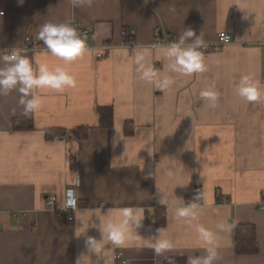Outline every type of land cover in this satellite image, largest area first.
<instances>
[{
  "label": "crops",
  "instance_id": "0c3cea01",
  "mask_svg": "<svg viewBox=\"0 0 264 264\" xmlns=\"http://www.w3.org/2000/svg\"><path fill=\"white\" fill-rule=\"evenodd\" d=\"M32 1L0 0V49L36 39L47 21L90 25L96 43L117 48L125 39L121 31L135 29L140 46L129 49L130 56L158 42L167 45L189 28L205 42L225 31L236 43L204 54L205 71L193 75L163 71L167 62L153 53L161 78L172 80L163 89L141 79L115 48L103 60L89 51L66 65L75 85L36 90L43 98L38 111L23 114L18 91L0 96V264H95L85 236H77V218L131 205L145 210L142 236L166 229L174 249L164 256L175 264L202 254L195 224L215 230L225 221L232 227L219 234L217 264H264V95L250 103L235 91L243 75L264 84V0ZM35 53L50 66L63 64L48 51ZM203 91L216 93V100L202 98ZM102 108L111 109L106 125ZM26 118L33 127H14V120ZM82 128L88 133L78 139ZM57 129L67 133H53ZM68 188L83 205L73 222L57 211ZM163 193L167 206L159 203ZM52 195L56 207L47 204ZM195 197L201 210L190 225L175 211ZM158 209L166 210L163 226L156 225ZM246 223L256 226L257 254L236 253L235 227ZM87 235L100 238L92 227ZM164 256L148 247L120 248L114 264H168Z\"/></svg>",
  "mask_w": 264,
  "mask_h": 264
},
{
  "label": "clouds",
  "instance_id": "9594fccd",
  "mask_svg": "<svg viewBox=\"0 0 264 264\" xmlns=\"http://www.w3.org/2000/svg\"><path fill=\"white\" fill-rule=\"evenodd\" d=\"M23 3V0H19ZM74 5L91 4V0H72ZM2 15V13H0ZM36 39L42 41L49 54L63 61V64L50 66L47 62H41L33 52L17 46L0 52V96H6L12 91H18L19 105L23 108V114L38 111L41 108L43 98L36 94V90L51 89L57 92L75 85V79L67 70L66 65L78 60L90 51L86 34L81 33L71 21L54 23L47 21L39 26ZM202 33L189 28L178 39L167 45H152L151 48H140L131 56L126 47L117 48L118 55L127 58L137 67L141 79L148 83H155L161 89L166 88L172 80L163 75L161 70L155 69L152 61L161 57L167 62L165 72L170 71L181 75H193L205 71L204 54L202 47H206ZM236 94L248 101H259L264 95V84L260 80L249 75H243L235 88ZM201 97L214 102L217 98L212 91H203ZM73 175H78L73 173ZM175 190V189H174ZM173 194L177 200L183 201V197ZM167 193L159 203L167 206ZM198 198V194H197ZM201 205L193 200L176 208L175 215L189 222L198 219ZM95 217V221H93ZM145 210L142 207L131 205L126 207H110L106 210L93 209L86 216L78 217L77 224L79 234L85 236V247L94 254L97 259L95 264H114L115 253L120 248L135 247L141 249L148 247L155 256H164L165 253L174 249V242L166 235L165 228H158L156 234L145 238L139 232L143 227ZM96 228L100 238L87 235L89 228ZM232 225L228 222H220L215 230L202 224H195L194 231L202 249L200 255H189L187 264H217L219 259V234L227 233ZM168 264H175L171 257L164 256ZM78 259L77 264H79Z\"/></svg>",
  "mask_w": 264,
  "mask_h": 264
},
{
  "label": "built area",
  "instance_id": "2783aa9c",
  "mask_svg": "<svg viewBox=\"0 0 264 264\" xmlns=\"http://www.w3.org/2000/svg\"><path fill=\"white\" fill-rule=\"evenodd\" d=\"M0 19L5 14L4 10H0ZM74 26H76L81 33L86 34L88 48L90 51H92L95 54V57L97 60H103L110 56L111 52L118 47L117 44L112 42L107 43H101L98 44L95 42V30L94 27L90 25H84L78 21H72ZM122 36L125 38L121 47H126L128 49L137 48L140 46V44L135 40L136 31L135 29H123L121 31ZM156 36H159V32L156 31ZM236 43L234 41V37L231 33L222 31L218 35V39L213 42H205L207 45L206 47H202L201 51L203 54L207 53H214L219 52L222 50L223 47ZM162 42H158L156 45H162ZM259 44L262 47L263 55H264V35L263 39L259 42ZM154 45V44H152ZM21 48H26L29 50V53L36 52V51H43L47 52L48 50L44 46L42 41L36 40L30 36H27L25 38V43L20 46ZM10 48L7 49H0V52L7 51ZM57 198L55 196H49L47 198V204L51 207H56ZM103 206V204H102ZM83 208V205L81 201L79 200L75 190L73 188H68L66 190V193L63 197L62 205L61 207H57V211L59 213L60 218H63L66 220V222H73L76 214ZM122 253L117 254V258H121Z\"/></svg>",
  "mask_w": 264,
  "mask_h": 264
},
{
  "label": "trees",
  "instance_id": "16d2710c",
  "mask_svg": "<svg viewBox=\"0 0 264 264\" xmlns=\"http://www.w3.org/2000/svg\"><path fill=\"white\" fill-rule=\"evenodd\" d=\"M43 0H33L32 4L35 6L41 3ZM111 115V109L102 108L101 109V124L106 125L105 122L109 119L107 116ZM15 128H22L23 125L26 127H33V122L31 119H16L13 123ZM127 132L131 133L132 130ZM53 133L66 134V130L57 129ZM77 133V132H76ZM88 133L87 128L78 129L77 138L81 139L86 137ZM197 196V195H196ZM196 201V197L194 198ZM200 201V200H199ZM156 225L163 226L166 224V210L158 209L155 215ZM235 250L239 255L246 254H257L260 251V244L257 239L256 226L254 224H237L235 227Z\"/></svg>",
  "mask_w": 264,
  "mask_h": 264
}]
</instances>
